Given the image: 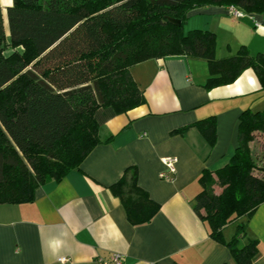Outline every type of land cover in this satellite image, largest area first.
I'll list each match as a JSON object with an SVG mask.
<instances>
[{"label": "trees", "instance_id": "trees-1", "mask_svg": "<svg viewBox=\"0 0 264 264\" xmlns=\"http://www.w3.org/2000/svg\"><path fill=\"white\" fill-rule=\"evenodd\" d=\"M208 5L264 16V0H11L5 17L0 4V203L33 200L37 186L59 181L112 138H102L99 127L145 101L131 76L135 63L200 57L209 65L206 88L233 82L250 67L264 88V53L241 45L218 58L213 31H184L189 11ZM239 114L232 155L203 169L193 208L234 264H254L258 240H241L264 202V109ZM191 125L215 145V116L176 130ZM137 181L136 167L128 166L110 190L140 225L160 209ZM232 222L225 239L222 230Z\"/></svg>", "mask_w": 264, "mask_h": 264}, {"label": "crops", "instance_id": "crops-1", "mask_svg": "<svg viewBox=\"0 0 264 264\" xmlns=\"http://www.w3.org/2000/svg\"><path fill=\"white\" fill-rule=\"evenodd\" d=\"M189 13L202 15L203 29L214 32L218 58L241 45L253 55L264 53V16L233 18L223 5ZM131 76L145 101L99 127L102 138L112 136L108 142L98 143L79 168L59 181L37 186L33 200L0 203V264H97L115 251L124 255L123 264L235 263L228 247L210 236L193 203L203 169L213 171L232 155L239 113L264 109L257 74L250 67L233 82L206 88L208 63L184 55L135 63ZM213 116V147L194 125L176 130ZM165 157L177 159L175 174L166 170ZM128 166L136 167L137 183L159 204V212L140 225L129 221L121 199L110 190ZM163 172L170 178H161ZM234 228L235 222L223 228L225 239ZM245 232L241 244L257 239L254 264H264V202ZM63 256L69 260L59 262Z\"/></svg>", "mask_w": 264, "mask_h": 264}, {"label": "built area", "instance_id": "built-area-1", "mask_svg": "<svg viewBox=\"0 0 264 264\" xmlns=\"http://www.w3.org/2000/svg\"><path fill=\"white\" fill-rule=\"evenodd\" d=\"M227 10L233 18H239L240 19V18H243V17L248 15L244 11H242L241 9L237 8L236 6H228ZM176 160L177 159L175 157L163 158V163L166 167V170H168V172L171 174L176 173V169H175ZM159 176L163 179L164 178H170V175L165 173V172L160 173ZM68 260H69V258L66 256H63V257L58 259V261L62 262V263L64 261H68ZM123 260H124V255L121 252L115 251L105 258L104 257L98 258L97 264H123Z\"/></svg>", "mask_w": 264, "mask_h": 264}, {"label": "rangeland", "instance_id": "rangeland-1", "mask_svg": "<svg viewBox=\"0 0 264 264\" xmlns=\"http://www.w3.org/2000/svg\"><path fill=\"white\" fill-rule=\"evenodd\" d=\"M3 7L4 10V17H5V6L4 4L1 5ZM202 20H203V16L200 15L198 13H189L188 14V18L186 19V21L183 23V29L185 32H187L188 30L191 29H196V28H204L202 27ZM259 143L254 142V147L255 149L258 148Z\"/></svg>", "mask_w": 264, "mask_h": 264}, {"label": "snow or ice", "instance_id": "snow-or-ice-1", "mask_svg": "<svg viewBox=\"0 0 264 264\" xmlns=\"http://www.w3.org/2000/svg\"><path fill=\"white\" fill-rule=\"evenodd\" d=\"M4 2H6V3H10V2H11V0H4Z\"/></svg>", "mask_w": 264, "mask_h": 264}, {"label": "clouds", "instance_id": "clouds-1", "mask_svg": "<svg viewBox=\"0 0 264 264\" xmlns=\"http://www.w3.org/2000/svg\"><path fill=\"white\" fill-rule=\"evenodd\" d=\"M0 3H4V0H0Z\"/></svg>", "mask_w": 264, "mask_h": 264}, {"label": "water", "instance_id": "water-1", "mask_svg": "<svg viewBox=\"0 0 264 264\" xmlns=\"http://www.w3.org/2000/svg\"><path fill=\"white\" fill-rule=\"evenodd\" d=\"M176 23H179L178 20H174Z\"/></svg>", "mask_w": 264, "mask_h": 264}]
</instances>
